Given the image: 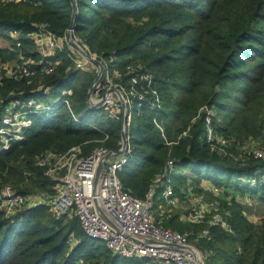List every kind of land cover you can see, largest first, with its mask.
<instances>
[{
	"label": "trees",
	"instance_id": "1",
	"mask_svg": "<svg viewBox=\"0 0 264 264\" xmlns=\"http://www.w3.org/2000/svg\"><path fill=\"white\" fill-rule=\"evenodd\" d=\"M75 6V34L92 52L116 58L121 69L140 62L153 75L159 101L146 102L140 110L143 146L134 147L119 175L126 188L143 197L153 177L173 160L176 170L188 169L197 183L208 178L244 193L264 190L261 180L248 181L264 168V160L241 165L222 156L216 144L201 141L211 126L215 133L235 138L227 147L228 153H235L237 144L264 131V0H75ZM72 15L71 0H0V37L16 46L10 31L18 30L23 48L33 49L29 34L37 25L48 23L63 36ZM14 57L0 46L1 59ZM53 59L59 61L55 72L41 77L50 87L48 93L26 79L6 78L0 96L6 99L13 92L16 97L44 101L62 96L70 98L73 109L85 108L95 76L76 69L64 51H57ZM4 106L0 103V115ZM105 111L86 109L81 122L64 104L34 115L26 138L0 151V187L10 183L24 194L52 193L54 182L36 165L37 154L48 149L64 152L75 145L89 153L106 134L105 145L118 148L121 120ZM161 125L163 129H157ZM174 134L182 137L173 140ZM229 206L232 231L212 227L211 238L200 242L202 248L214 251L209 264H264V221L251 222L240 205ZM177 216L163 220V225L182 232L190 228ZM190 225L189 230L204 228ZM72 235L78 240L75 245ZM81 263L136 264L137 260L114 255L87 236L75 217L56 220L45 204L13 217L0 211V264Z\"/></svg>",
	"mask_w": 264,
	"mask_h": 264
},
{
	"label": "built area",
	"instance_id": "2",
	"mask_svg": "<svg viewBox=\"0 0 264 264\" xmlns=\"http://www.w3.org/2000/svg\"><path fill=\"white\" fill-rule=\"evenodd\" d=\"M13 32L11 37L16 41L18 52L13 62L0 63V85L6 78L17 81L26 79L32 83L37 74L52 75L59 64L53 57L57 51H64L76 69L88 71L95 78L100 75L93 88V103H100L110 117L121 120L127 137L125 142L121 136L116 149L105 145L84 153L82 145H75L64 152L51 149L42 151L35 156L36 165L43 168L45 176L54 182V192L24 194L11 186L0 187V211L6 217H13L25 209L45 204L56 220L77 218L83 232L97 239L114 255L142 264H209L213 251L202 248L201 240L211 238L212 227L220 226L232 231L229 205L233 202L225 199L224 187L211 182L201 183L204 190L213 194V201H207L192 186L180 188L175 179L178 170L173 160H168L165 169L153 177L143 197L126 188L119 177L134 150L130 135L134 104L140 111L144 103L159 101L151 72L140 62L130 63L121 69L112 60L114 58L92 52L89 45L75 34V29L70 27L63 36H59L48 23L37 25L35 31L29 34L34 48L28 50L23 48L18 30ZM70 32L90 57L70 43ZM93 59L100 60L103 66ZM39 83V89L48 93L50 87ZM66 93L70 94L71 90L64 92V95ZM0 103H5L0 115V151L26 138L34 115L54 111L62 104L68 107L76 122H81V116L76 114L69 97L44 101L34 97H16L11 92L9 98L0 96ZM108 139L106 134L101 140ZM260 139L257 146L245 151L250 155L248 158L264 160V137ZM201 141L216 144L219 150L220 146L227 148L230 144L228 137L215 133L211 126ZM242 155L243 151L235 152L231 158L236 163L246 165L239 159ZM256 173L259 175L249 177L248 181L253 184L259 180L264 182V168ZM240 179L245 180L243 177ZM158 195L162 201L160 204L168 207L178 206L182 196L189 198L193 207L188 209L184 218L193 226L204 228L182 232L164 226L162 216L155 215ZM73 240H70L71 245H74Z\"/></svg>",
	"mask_w": 264,
	"mask_h": 264
},
{
	"label": "rangeland",
	"instance_id": "3",
	"mask_svg": "<svg viewBox=\"0 0 264 264\" xmlns=\"http://www.w3.org/2000/svg\"><path fill=\"white\" fill-rule=\"evenodd\" d=\"M13 31L14 30L10 31V34ZM18 35H20V37H22V33L20 31H18ZM0 46L6 47L10 53H15V56L18 52L17 47L14 46V44H12V42L7 38L0 37ZM13 48H14L15 52L13 51ZM14 58H12V59L14 60ZM12 59L10 58L9 62H13ZM112 60L116 61V58H114ZM4 62H8V61L0 58V63H4ZM110 66L112 69L113 68L112 64H110ZM41 77H42L41 74H37L35 77H33L34 78L33 82L37 83V85H40L39 82H42ZM86 109H92V108H89L88 106H86L85 108H80V109L74 108L77 115H83L85 113ZM132 112H133V122H134L133 127L131 129V134H132V137L134 139L132 144H133V147H135L138 150H141L143 143L139 142V131H138V129H141L139 127V125H141L140 124L141 122L138 120V118L141 116V114H140L141 112L136 108V104H134V108H133ZM106 114H108V112ZM168 125H169V123H168ZM157 129L162 130L163 125H161L159 127L157 126ZM180 137H182L181 134L178 136H175V134H174V135H172L171 139L177 140V139H180ZM260 137H264V131L261 135L250 136L247 139H245L244 141H242L240 144H237L238 149H237L236 153H239L241 151L244 152V155H242L239 158L241 161L245 162L246 164L251 162V161L252 162L255 161V159L253 157L248 158V156H250V155L246 154L245 151L249 150V148L252 149L253 147L257 146L259 144V142L262 140V139H260ZM167 138H168V136H167ZM229 139H230V144H229V147H230L231 144L235 141V138L229 137ZM97 143H98V145H96L93 148L92 147H90V148L94 149V148L99 147V146H105L106 141L97 140ZM227 149L228 148H224V147L220 146L219 151H220L222 156L229 159V158H231L233 153H228ZM175 173H178V174H176L175 179L177 181V185L180 188H183V187L185 188L186 186L189 185V186L193 187V189L196 191V193L198 192L202 196H204V198L207 201H213L215 199L213 194L204 190L203 189L204 185L201 184L202 182L203 183H208V182L213 183L214 182L213 180L208 179V178H204L202 181L197 183V181H195V176L190 174L191 172H189L188 169H183V168H182V170H178ZM256 174L259 175V173H256ZM259 179H262V178L260 177ZM4 186H11L12 188H14L16 190V187L10 183L3 184L2 187H4ZM220 187H224L226 189V192L224 194L225 199L232 201L234 204L240 205V207L242 208L243 214L245 215V217L248 220H250L251 222H254V223H261L264 221V190H258L257 189V193L254 194L253 192L249 193L248 191L244 193L241 190L235 188L234 186L220 185ZM42 192H45V190H37L33 193H42ZM46 192H48V191H46ZM177 193H179V191H177ZM260 197H263V198H260ZM223 201H224V203H227V201H225V200H223ZM156 202H157V208L155 209L156 217L162 216V218L164 220H167V219H170V218L178 215L177 221H179V222L183 223L184 225H187L188 227H190V228H186V230L193 228L190 225V223H188L184 218V215H186L188 209L193 207V202L189 198H186L184 196L180 197L179 198V204L176 207H168L165 204H160L162 202L160 200V195L157 196ZM159 204H160V206H159ZM230 211L232 212L231 208H230ZM70 218L71 217H67L66 219L68 220ZM73 239L74 240L72 241V243H74V245L77 244L78 240L75 238V236H73ZM198 245H199V241H198ZM211 255L213 256V254H211ZM209 261H210V259L208 260V262ZM136 264H142V263L137 262Z\"/></svg>",
	"mask_w": 264,
	"mask_h": 264
},
{
	"label": "water",
	"instance_id": "4",
	"mask_svg": "<svg viewBox=\"0 0 264 264\" xmlns=\"http://www.w3.org/2000/svg\"><path fill=\"white\" fill-rule=\"evenodd\" d=\"M72 2V5H73V15H72V20H71V23H70V28L71 29H75V19H76V6H75V0H71ZM68 37H69V40H70V43L73 44L75 47H77L83 54H85L86 56L90 57V55L84 51L80 45L73 39L72 35H71V32L68 34ZM95 61V63H97L98 65H102V62L98 59H93ZM100 78V75H97V77L94 79L90 89H89V92H88V96H87V99H86V102H87V105L90 106L92 109H100L101 108V104H94L93 103V97H92V93H93V88H94V85L95 83L99 80ZM123 105L125 106V104L123 103ZM121 136L122 138L124 139V141L126 142V137H127V134H126V131L125 129L122 127L121 129Z\"/></svg>",
	"mask_w": 264,
	"mask_h": 264
}]
</instances>
